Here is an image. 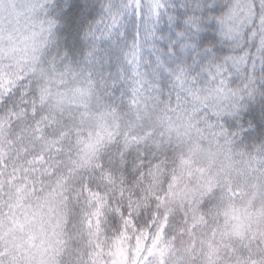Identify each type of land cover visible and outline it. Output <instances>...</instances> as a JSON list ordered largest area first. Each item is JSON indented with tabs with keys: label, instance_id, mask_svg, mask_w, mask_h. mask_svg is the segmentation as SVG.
I'll list each match as a JSON object with an SVG mask.
<instances>
[{
	"label": "clouds",
	"instance_id": "obj_1",
	"mask_svg": "<svg viewBox=\"0 0 264 264\" xmlns=\"http://www.w3.org/2000/svg\"><path fill=\"white\" fill-rule=\"evenodd\" d=\"M3 9L0 166L35 169L31 209L56 264H87L91 199L103 203L114 233V210L128 207L130 193L143 200L144 188L167 191L175 177L169 206L179 210L201 184L179 163L193 147L204 167L227 155L249 175L264 174V0H3ZM34 26L43 27L44 46L13 47L9 34L18 40ZM66 65L91 77V96L54 85ZM37 156L44 161L29 163ZM219 203L203 202L200 230L223 223ZM232 242L244 252L246 241Z\"/></svg>",
	"mask_w": 264,
	"mask_h": 264
},
{
	"label": "snow or ice",
	"instance_id": "obj_2",
	"mask_svg": "<svg viewBox=\"0 0 264 264\" xmlns=\"http://www.w3.org/2000/svg\"><path fill=\"white\" fill-rule=\"evenodd\" d=\"M33 7L27 5L29 10ZM3 10V0H0V12ZM13 12L14 8L10 14ZM221 23L227 30L230 22L226 17ZM43 31L42 26L38 29L34 26L30 36L23 34L18 40L11 33L9 36L13 47L19 44L35 53L46 43L39 38ZM54 85L70 88L87 98L92 95L95 82L90 76L66 65L54 76ZM129 103L138 108L136 89L132 90ZM142 115L137 111L136 118ZM91 145L89 141L88 146ZM197 150L198 147H193L179 161L189 176H196L201 181L198 192L190 200L183 201L179 210L169 206L170 197L174 195L175 177L167 191L156 190L154 186L144 188L143 200L133 201L135 193H130L128 207L114 210L120 218L119 224L113 225L114 233L104 227L103 203L91 199L95 207L85 213L84 221L88 229L87 264H197L198 256L203 258V264H264V247L261 246L264 226L252 230L254 223L264 225V174L249 175L248 170L238 169L227 155L217 161L219 166L209 163L204 167L194 156ZM42 161L44 157L37 156L29 163L40 164ZM251 167L249 163L248 169ZM34 170L13 167L9 171L6 165L0 166V245L3 246L0 264H5V256L8 264H56L55 256L48 257L51 245L46 247L42 238L47 231L45 222L31 209L36 186L29 172ZM61 184L58 181L57 188ZM82 191L89 198L97 195L87 189ZM206 199H219L216 215H222L224 219L222 224L204 232L200 226L206 223V216L201 208ZM134 208L143 210L137 214ZM62 218L66 220L67 214L63 213ZM60 226L59 219L55 225L49 224L53 229ZM234 237L246 241L241 243L244 252L235 247ZM59 251L55 250L57 254Z\"/></svg>",
	"mask_w": 264,
	"mask_h": 264
}]
</instances>
